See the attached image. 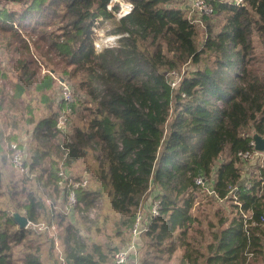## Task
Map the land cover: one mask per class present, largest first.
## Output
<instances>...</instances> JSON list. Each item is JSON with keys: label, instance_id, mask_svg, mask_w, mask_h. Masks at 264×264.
<instances>
[{"label": "trees", "instance_id": "trees-1", "mask_svg": "<svg viewBox=\"0 0 264 264\" xmlns=\"http://www.w3.org/2000/svg\"><path fill=\"white\" fill-rule=\"evenodd\" d=\"M10 1L26 6L0 9V34L10 33L8 44L17 55L11 62L21 69L10 77L0 67V119L10 129L3 144L0 132V153L5 145L8 157L17 144L25 153V172L0 187V264H44L52 240L47 248V235L21 229L14 215L38 224L49 199L61 200L63 207L55 214L64 233L65 264H114L152 185L160 190L159 215L142 237V264H161L178 249V264L264 263V159L252 172L238 156L254 153L253 137H264V0H245L241 8L208 0L213 12L201 24L175 8L179 0H128L133 12L112 22L130 38L121 49L100 54L92 28L97 17L112 19L110 0ZM55 22L61 27L47 31ZM48 39L50 47L38 44ZM32 44L49 67L41 80L43 63L32 56ZM113 52L114 59L104 55ZM52 53L56 61L47 59ZM144 66L150 70L147 80L140 75ZM187 67L194 70L172 89L165 72ZM96 71L101 95L86 78ZM57 72L70 85L82 78L77 84L89 101L78 95L67 106L54 94ZM62 116L68 130L58 128ZM24 130L32 131L27 147ZM80 164L90 165L72 174ZM60 172L68 180H80L85 172L89 177L86 187L75 190L70 213V189L59 184ZM198 178L205 184L198 185ZM101 194L111 199L113 232H105L104 216L97 228L103 239L81 240L79 226L89 221ZM209 205L217 207L214 221ZM244 214L258 225L246 226Z\"/></svg>", "mask_w": 264, "mask_h": 264}, {"label": "rangeland", "instance_id": "rangeland-1", "mask_svg": "<svg viewBox=\"0 0 264 264\" xmlns=\"http://www.w3.org/2000/svg\"><path fill=\"white\" fill-rule=\"evenodd\" d=\"M22 5L23 4H21V3L12 2L10 0H0V9H2L3 7H7V8H14L15 11L16 10L21 11V7H23V6L25 7L26 6V5H23V6ZM59 27H61L60 23L59 22H55V25L53 27H51V29L49 28V30H47V31L51 32L54 29H57ZM110 27H111V30H110V32L107 33V36H111L112 33L117 31V25L114 24V22H112ZM203 32H204V29L201 32V35H202ZM9 34L10 33H7V32H5L3 34H0V64H1L0 67H2V73L3 74L12 77V76L20 75L21 74V69L20 68L17 69L18 66H16L15 64H13L11 62V60L17 58V55L14 54L13 52H11V47L8 44L9 43V39H10V37L8 36ZM27 37H29V36H27ZM93 38L96 41V37H95L94 34H93ZM38 44L40 46L50 47V40L49 39L48 40H43L42 42H39ZM114 50H119V49H114ZM106 51H108V50H105V51H103L101 53H104ZM114 53L115 52H113L112 55H109L108 53H105L104 55L107 54L108 58H113L114 59V55H115ZM31 54H32V56L34 58H36L38 60H40V58L42 59L43 67H41V72H40L41 73L40 74V80H41L43 78V76H44V73L46 72V69H49V67L47 66L46 62L44 61V58L39 55V53L37 52V50H36V48L34 47L33 44H32V47H31ZM24 57H26V56L25 55L21 56V58H24ZM47 59L56 61L55 55L53 53L52 54H48L47 55ZM51 66L52 65L50 64V67ZM193 70H194V68H191V67L184 68V71H185L184 73L182 71H180V73L182 74V78L185 76L187 71H189V72L191 71L192 72ZM142 71H143V72H141L142 74H140L142 79L143 80H147V78L149 76L148 75L146 76L145 74H149L150 70L146 66H144L142 68ZM165 73H166V76H167L169 72H165ZM99 75H100V71H96V73H93L91 75L86 76V78L91 81L92 85L96 89V94L97 95L103 94L102 80L100 79ZM180 77H181V75H180ZM13 78L16 79V77H13ZM172 78H174V77L172 76ZM55 79L57 80V82H58L57 85L59 87V81L63 80L62 74L60 72H57V74L55 75ZM78 80H83V79L79 77ZM78 80L76 82H71V85H73V86H71L69 84V86L71 87V89L73 91V95L75 97L74 99H76V97L79 95L82 99H85V100L87 99L89 101V98L86 97L85 92L80 90V88L78 87V84H77V83H79ZM58 87H57V89H55L56 91H54V94H56L57 96H60V93H59L60 91H59ZM6 89L9 90V87L7 86ZM75 119H76L75 123H76V121H77L78 124L81 123L80 115L78 113L76 114ZM28 129H29V131L33 130V127L29 126L27 128V130ZM27 130H24L21 134L23 135L24 132H27ZM9 131H10V129L8 130L7 127H5L3 121L0 119V132L3 133V138H2V142H1L2 144L5 143L4 136L8 135ZM31 132L29 134H24L23 136H21V141L25 144L26 147L31 144V142H29L30 139H31ZM35 143L36 142H35V139H34V143L33 144H35ZM32 147H33V145H32ZM5 150L7 152L8 148H6L5 145H2V151L0 153V157L2 156L3 158H5V163L0 164V171H1V174H0V187L1 188H4L7 185H10V186L13 185L15 180H19L20 177H22V175H21L22 171L18 170L17 167H15L13 165V163H12V166H11L7 162V161H10V159H8V157H6ZM259 153L261 154V152H259ZM263 153L264 152H262V154ZM260 158H261L260 156H257L255 158H252L250 161H248V164H250V166H251V171H254L257 168V163L259 162ZM89 165L90 164H84V165L80 164L79 166H77V167H75L73 169L74 171H72V174H74L75 172L77 174L80 173L82 171V169H85V167H88ZM19 184H20V182H17L16 185H19ZM161 192H162V190H161ZM159 193H160V190L156 186L152 185L150 187V190L148 191V193L144 196V198L142 200V203H141V206L139 208H142V207H146L147 208L148 207V209H150L151 204L155 201V198L158 196ZM202 195L203 196H200V197L197 196L195 198V200L198 201V202L199 201L201 202L203 200V197H204V194H202ZM205 200H207V198ZM205 200L203 201L204 203L206 202ZM110 201H111L110 197H107L105 195L103 196V194H101L100 197L97 199L95 207L89 213V221L88 222H83V223H81V226H79V238L81 240L84 239V240H87V241H92L94 239H99V240L103 239V233L97 232V228L100 226L99 224H101V223H103V225H104V216H108L109 217V218L106 219L107 222H106L105 232H107V233H112L113 232V227H112L113 226V224H112L113 219H112ZM46 204H47V206H49V210L46 213L43 214L42 220L40 221L41 226L38 227L37 228L38 230H36V231H34L32 227H30V229H32L33 232H35V233H44V234H46L47 236H45V237H48V239L46 240V247L49 248V246H48L49 243L47 241L50 240V239L52 240V238H51V234H50L49 228L46 229L45 225L48 224L47 223L48 219L52 220L53 224H54V227L56 228V230L54 232H52V233L57 234V236L59 238V244H60L59 250L63 253V258L65 259V247H66V244H65V241H63L64 238L62 239V237H64V233L62 232L63 230L60 227L59 222L57 220V215L55 214L56 213L55 211H59V210L63 209L62 204H61V200L59 201V200H55V199H49V201H47ZM207 210L211 211V214L209 215V217L213 220V217H214V215L216 213V210H217L216 205L207 206ZM52 212H53L55 217L53 216ZM208 222H209L208 216L204 217L203 218V225L205 226V228H207ZM32 235H34V237L37 236L34 233H32ZM127 238H128V236L126 237V239ZM52 242H53V240H52ZM119 242H120V240L116 239V243H119ZM53 245H54V242H53ZM122 245L123 244L119 245V246H121L120 248L123 247ZM58 252L59 251L57 250V248L55 246H53L52 251L51 250L46 251L43 254L44 264H65V260L64 261L60 260V255H59ZM142 254H143V250H142ZM20 255H21V247H18L14 251V256H15L16 262H18V259H20ZM52 255L57 257L56 262L51 260ZM181 255H182V250L178 249L170 258H167L166 260L163 259L161 261V264H178V260H179ZM142 261L144 262V260H142ZM256 262L257 263H253L252 262V264H264L262 261H260V262L256 261Z\"/></svg>", "mask_w": 264, "mask_h": 264}, {"label": "built area", "instance_id": "built-area-1", "mask_svg": "<svg viewBox=\"0 0 264 264\" xmlns=\"http://www.w3.org/2000/svg\"><path fill=\"white\" fill-rule=\"evenodd\" d=\"M181 3H179L178 6H175V8L183 9L185 11L190 12V19H192L193 23H200L201 19L203 18V15H211L213 12L212 7L208 3V0H179ZM221 4L236 6V7H244L246 5L245 0H216ZM134 6L133 4L128 0H110L109 3L106 5V10L108 13L112 14L111 20H105L103 17H97L95 20V23L92 28V32L96 37V41H94V46L96 53L100 54L101 52L105 50H114V49H121L123 47L122 41L130 38L129 32H123L119 33L115 31L112 33L111 36H107V33L111 30V24L112 21H116V23H119L124 18L128 17L133 12ZM95 40V39H94ZM183 73L184 68L181 70ZM181 75V77H180ZM168 83L171 85L172 89H177L182 82V74L178 70H174L168 73ZM172 76L174 78H172ZM59 91L61 98L63 102L66 103L67 106H69L71 103L75 101L74 95L72 92L71 87L69 84L65 83L64 81H59ZM70 114V110H67V115ZM64 115V114H63ZM66 123H69V120L65 116H62L58 123V128L61 129H67ZM70 132V130H69ZM68 132V133H69ZM71 142V141H69ZM251 146L254 148L255 152H240L238 154L239 158L242 161H250L252 158L257 157L260 153L256 151L255 149V142L252 140ZM12 151L10 154H8V159H10L11 163L15 167H17L18 170L25 172L24 167V155L25 153L18 147L17 144H13L11 147ZM59 177L61 178L59 184L60 185H67V188L70 189V192L66 199V210L70 213V211L73 209V207L76 205V195L75 190L80 187H86L89 183V177L88 174L85 172L82 175V178L80 180H74L68 178L70 177L68 173L60 172ZM198 185H204L205 180L202 178H198L196 180ZM248 188L251 186L249 183H247ZM209 194H212L213 192L208 191ZM159 215V202L154 201L151 204L150 209L148 207H142L139 208L137 212L136 221L130 230L129 234V241L126 243L125 246L120 248L117 253L114 256V264H142V237L145 235V233L148 230V227L152 223L153 219L157 218ZM252 220V216L248 214H244V221L247 226V222ZM261 221H264V218L261 219ZM251 225H258L256 221H251ZM41 226V223L33 224L31 222L28 223L27 229L30 227L33 228L34 231L38 230L37 228ZM245 226V227H246ZM45 228H49L51 238L54 242V246L59 251L60 260L64 261L63 253L59 250L60 244H59V238L57 234H54L56 228L54 227V224L52 225H45ZM31 229V231L33 232ZM35 233V232H34ZM250 257H254L253 254L250 255ZM245 264H251L250 262H246Z\"/></svg>", "mask_w": 264, "mask_h": 264}, {"label": "water", "instance_id": "water-1", "mask_svg": "<svg viewBox=\"0 0 264 264\" xmlns=\"http://www.w3.org/2000/svg\"><path fill=\"white\" fill-rule=\"evenodd\" d=\"M253 140L255 142L256 151L264 152V137H262L260 135H255L253 137ZM14 217H15L16 221L18 222L19 227L21 229H25L27 227L29 220L26 217L19 215V214H15Z\"/></svg>", "mask_w": 264, "mask_h": 264}, {"label": "crops", "instance_id": "crops-1", "mask_svg": "<svg viewBox=\"0 0 264 264\" xmlns=\"http://www.w3.org/2000/svg\"><path fill=\"white\" fill-rule=\"evenodd\" d=\"M258 156H260L261 158H264V153L262 154H259ZM257 169V168H256ZM256 169L254 170V171H252V172H256ZM63 236V235H62ZM62 239H63V237H62ZM63 241H64V239H63Z\"/></svg>", "mask_w": 264, "mask_h": 264}]
</instances>
